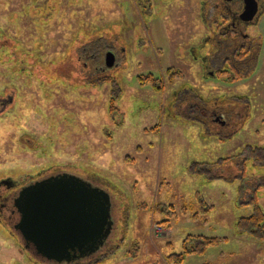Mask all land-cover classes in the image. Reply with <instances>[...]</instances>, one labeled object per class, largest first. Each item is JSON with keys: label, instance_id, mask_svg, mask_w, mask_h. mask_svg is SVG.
<instances>
[{"label": "rangeland", "instance_id": "374dc122", "mask_svg": "<svg viewBox=\"0 0 264 264\" xmlns=\"http://www.w3.org/2000/svg\"><path fill=\"white\" fill-rule=\"evenodd\" d=\"M204 2L0 0V193L66 171L111 213L101 247L61 263L0 223V264H264V238L237 226L254 198L264 212V10L254 58L211 76L184 50L208 33ZM213 102L237 113L206 118ZM198 235L221 240L185 253Z\"/></svg>", "mask_w": 264, "mask_h": 264}, {"label": "water", "instance_id": "95a60500", "mask_svg": "<svg viewBox=\"0 0 264 264\" xmlns=\"http://www.w3.org/2000/svg\"><path fill=\"white\" fill-rule=\"evenodd\" d=\"M258 11L256 0L243 18ZM115 64V53H106ZM21 217L15 228L49 261L71 262L97 251L111 230L110 197L102 189L74 174H56L21 189L14 200Z\"/></svg>", "mask_w": 264, "mask_h": 264}, {"label": "flooded vegetation", "instance_id": "af4514ba", "mask_svg": "<svg viewBox=\"0 0 264 264\" xmlns=\"http://www.w3.org/2000/svg\"><path fill=\"white\" fill-rule=\"evenodd\" d=\"M203 6L209 7L208 13L201 14L200 18L202 22L206 24L208 33L199 39L196 44L185 48L184 50H198L195 58L199 59L205 72L208 71L209 66H213L214 70H209L211 76H216L217 69L221 70H242L249 62L254 58L250 55L252 50H259L261 42L257 39V36H253L249 28L253 24L258 22V13L264 10V0H256L258 4V11L252 19L243 18V14L248 4L253 0H205ZM202 6V3L200 4ZM211 16H210V15ZM230 51L231 56L222 57L223 51ZM246 52V56L243 58L237 57V52ZM246 64V65H245ZM216 72V73H215ZM215 74V75H214ZM176 98H178L176 96ZM215 103V102H213ZM207 103L205 102V105ZM225 103L221 106L212 104L209 108H205L206 118L217 120L222 124L223 117H230L232 113H237L235 110H231ZM215 117V118H213ZM65 172H50L41 173L37 177L19 184L16 189L13 190L12 185L6 186L7 189L1 193L6 196H2L0 199V223H2L13 235L17 236L22 245L27 248V251L33 248L34 258L35 256L46 259L36 253L35 247L31 242H28L21 231L15 228L16 224L20 220L21 214L17 210L14 204V200L20 193L21 189L25 186L42 180L46 177L56 174H64ZM78 176V175H77ZM80 177V176H79ZM82 178V177H81ZM0 182V188L2 187ZM5 192V193H4ZM7 193V194H6ZM10 194V195H8ZM109 236V235H108ZM33 252V251H32ZM36 254V255H35ZM76 260V259H75Z\"/></svg>", "mask_w": 264, "mask_h": 264}, {"label": "trees", "instance_id": "16d2710c", "mask_svg": "<svg viewBox=\"0 0 264 264\" xmlns=\"http://www.w3.org/2000/svg\"><path fill=\"white\" fill-rule=\"evenodd\" d=\"M3 47H5V41L0 43V49L3 48ZM6 47H7V45H6ZM16 53L19 54V52H16ZM241 53L242 52H237V56L239 55V57H241V55H242V58L246 56V52H243V54H241ZM11 57H13V55H11ZM11 57L9 56V59ZM105 79H108V78L106 77ZM109 79H111V78H109ZM261 152H264V147H256V148H254L253 152L250 155V159H254V158L264 159L263 158L264 156L261 157V155L259 154ZM231 158H228V160L231 159ZM244 158H247V157H245V156L243 158L239 157V159L236 160V161L240 162V163H244V162H246V160ZM214 168H216V167H214ZM261 180L264 183V177H261ZM252 202H254V211H253L252 214L247 215V216H242L239 219V221L237 222L238 231L241 232V233L248 232L249 234H251L254 237L259 238V239L260 238H264V212L261 210V208L257 204L255 198L252 200ZM14 236H16V235H14ZM197 237L196 238H190V241L191 240H193V241L196 240V242H197L196 243L194 241L196 244L195 243L192 244L191 247H188L187 241H185V250H186L185 253H189V252H203L209 245L217 244L221 240L220 237H216V236L198 235ZM188 248H192V249L190 250ZM31 250L34 252L33 248H31ZM183 255L185 256L184 253L183 254H175L174 253V254L171 255V257H169V260H170L171 263L182 262L184 260Z\"/></svg>", "mask_w": 264, "mask_h": 264}]
</instances>
